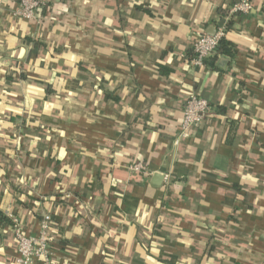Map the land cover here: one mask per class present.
Returning <instances> with one entry per match:
<instances>
[{
  "label": "crops",
  "instance_id": "crops-1",
  "mask_svg": "<svg viewBox=\"0 0 264 264\" xmlns=\"http://www.w3.org/2000/svg\"><path fill=\"white\" fill-rule=\"evenodd\" d=\"M237 1L0 0V212L51 214L55 264H264V0ZM212 28L236 51L194 67ZM191 93L211 114L176 143Z\"/></svg>",
  "mask_w": 264,
  "mask_h": 264
},
{
  "label": "built area",
  "instance_id": "built-area-1",
  "mask_svg": "<svg viewBox=\"0 0 264 264\" xmlns=\"http://www.w3.org/2000/svg\"><path fill=\"white\" fill-rule=\"evenodd\" d=\"M18 7L14 15L27 20H40L44 18L43 12L46 0H17ZM251 0H238L230 9L231 14L247 13L252 9ZM225 35V30L220 28L215 34L207 32L200 33L192 44L193 54L190 63L194 67H203L210 60L219 54L221 39ZM211 104L209 101L195 93H191L184 104L183 118L179 128L176 143L181 138L188 136L207 116L211 114ZM131 170L144 171L142 163H132ZM52 220L51 214H45L41 220V232L39 235H26L21 229L17 220H12V230L16 238V248L18 251L17 261L19 264H55L53 251L48 234Z\"/></svg>",
  "mask_w": 264,
  "mask_h": 264
},
{
  "label": "trees",
  "instance_id": "trees-1",
  "mask_svg": "<svg viewBox=\"0 0 264 264\" xmlns=\"http://www.w3.org/2000/svg\"><path fill=\"white\" fill-rule=\"evenodd\" d=\"M235 49H236L235 46L231 42L226 40L225 37L221 39L219 51H221L222 53L228 54L230 56H233V54L236 51ZM6 224L12 227L13 222L10 218L4 216L2 212H0V227H3Z\"/></svg>",
  "mask_w": 264,
  "mask_h": 264
},
{
  "label": "water",
  "instance_id": "water-1",
  "mask_svg": "<svg viewBox=\"0 0 264 264\" xmlns=\"http://www.w3.org/2000/svg\"><path fill=\"white\" fill-rule=\"evenodd\" d=\"M212 29H213L212 32H209L208 31L207 33H209V34H215L216 30L214 28H212ZM221 59L224 60V61H227L228 58L226 56H223ZM157 176H159V175L157 174Z\"/></svg>",
  "mask_w": 264,
  "mask_h": 264
}]
</instances>
